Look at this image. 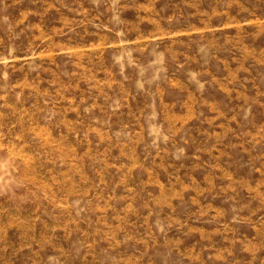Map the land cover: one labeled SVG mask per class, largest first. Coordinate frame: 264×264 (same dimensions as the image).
I'll use <instances>...</instances> for the list:
<instances>
[{
    "label": "rangeland",
    "instance_id": "rangeland-1",
    "mask_svg": "<svg viewBox=\"0 0 264 264\" xmlns=\"http://www.w3.org/2000/svg\"><path fill=\"white\" fill-rule=\"evenodd\" d=\"M0 264H264V0H0Z\"/></svg>",
    "mask_w": 264,
    "mask_h": 264
}]
</instances>
